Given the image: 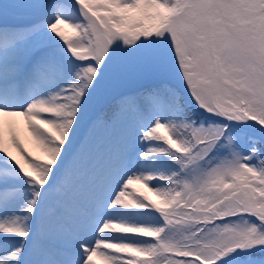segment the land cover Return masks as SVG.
<instances>
[{
    "label": "snow or ice",
    "instance_id": "snow-or-ice-1",
    "mask_svg": "<svg viewBox=\"0 0 264 264\" xmlns=\"http://www.w3.org/2000/svg\"><path fill=\"white\" fill-rule=\"evenodd\" d=\"M0 264H264V0H0Z\"/></svg>",
    "mask_w": 264,
    "mask_h": 264
}]
</instances>
